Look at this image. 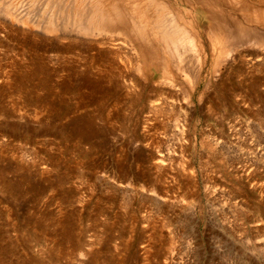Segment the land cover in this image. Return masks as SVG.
I'll return each mask as SVG.
<instances>
[{"label":"rangeland","instance_id":"1","mask_svg":"<svg viewBox=\"0 0 264 264\" xmlns=\"http://www.w3.org/2000/svg\"><path fill=\"white\" fill-rule=\"evenodd\" d=\"M72 1L0 0V264H264V0L216 5L225 24L123 0L154 58L114 17L86 28L112 0Z\"/></svg>","mask_w":264,"mask_h":264},{"label":"bare ground","instance_id":"2","mask_svg":"<svg viewBox=\"0 0 264 264\" xmlns=\"http://www.w3.org/2000/svg\"><path fill=\"white\" fill-rule=\"evenodd\" d=\"M48 1H51V0H48ZM70 1V0H69ZM90 1V0H89ZM88 1V2H89ZM92 2L91 3H93V6L94 5H98V6H100V7H103V6H105V5H108V3H110L111 5L110 6H112V9H109V10H111L109 13H107V11L106 12H101L100 10H96V9H94L93 10V12L91 13L90 11V13H88V14H86V16L84 17L85 19H82L83 20V22L85 21L86 22V24H85V26H86V28H88V26L90 27H94V24H95V27L96 26H98V27H100L99 28V30L102 28H104L105 29V25H107V23L110 21L109 19H111V22H112V18L111 17H114V21L116 20V21H118L119 22V25H123V26H129V30H131V32H133V34H134V37H135V39L138 41V42H141V39H144L146 42H148V45H146V46H144L143 48H141V50L147 55V56H151V55H153V58H154V55L155 56H157L158 54H157V51L159 50L158 49V47L153 43V41H152V39L149 37V35L147 34V31H146V29L145 28H147L148 30H150L148 27H145L146 25H144L143 24V26H142V23L140 24L139 22L142 20V18L140 19L139 18V16H140V14H135L134 15V13H136V8H134L133 7V9L135 10V12L134 13H132L131 15H130V13H127V12H125V9L124 8H118L119 7V5H120V2H123V0L122 1H120V0H112V1H110L109 2V0H91ZM106 1H107V3H106ZM131 1V0H130ZM129 1V2H130ZM196 1V0H195ZM230 1V2H229ZM231 1L233 2L234 0H197V2L198 3H200L201 5H202V7H197V8H193L194 9V11H195V14L198 16V17H200V16H203L204 17V19H206V21L209 23V24H212V22H214L213 20H215V21H219L220 22V24H225L224 22V20L226 19V18H224V16L220 13V11L217 13V9H218V7L216 6V5H219V4H224V3H227V4H229V3H231ZM237 1V0H236ZM243 1V0H242ZM240 2L239 0H238V2L237 3H242V5L243 4H246V3H244V2ZM84 1L83 0H73L71 3L74 5V4H77L79 7H85V5H84V3H83ZM87 2V1H86ZM85 2V3H86ZM126 2V1H125ZM129 2L128 3H126V4H129ZM158 0H145V2L144 3H146V4H144V7H145V9H144V12L145 11H149V12H153L154 10H155V8H153V7H156L157 8V6L159 7V6H161L162 4V2L160 3L159 2V4L160 5H158ZM90 3V2H89ZM236 3V2H235ZM236 3V4H237ZM132 3L130 2V4L129 5H131ZM135 4V3H134ZM163 4H164V2H163ZM206 4V5H205ZM235 4V5H236ZM249 4V3H248ZM67 5V4H66ZM70 5V4H69ZM87 5V4H86ZM125 5V4H124ZM133 5V4H132ZM135 5H137V4H135ZM155 5V6H154ZM238 5H241V4H238ZM53 6H55L56 7V5H53ZM95 6V7H96ZM98 6H97V8H98ZM109 6V7H110ZM114 6V7H113ZM118 6V7H117ZM167 6V4L165 5V7ZM55 7H53V8H55ZM66 7V6H65ZM69 7V6H68ZM68 7H66V9L68 10ZM107 7V6H106ZM121 7V6H120ZM164 7V5L162 6V8H158L159 10H157L156 9V11L157 12H155V13H158V15L157 14H155V15H151L152 17H154L153 19L154 20H157V19H161V20H163V18H165V16H167L168 15V13L165 15V13H166V11H165V8ZM169 7V6H168ZM167 7V8H168ZM217 7V8H216ZM238 7V6H237ZM242 7V6H241ZM245 7V6H244ZM247 8H248V6H246ZM257 7V6H256ZM256 7H254L255 9H253L252 10V12L254 11V10H256ZM70 8V7H69ZM233 8H235V7H233ZM259 8V7H258ZM257 8V9H258ZM65 9V10H66ZM231 9V8H230ZM10 10V9H9ZM12 10V9H11ZM102 10V9H101ZM151 10V11H150ZM222 10V9H221ZM236 10V9H235ZM248 10H249V8H248ZM70 11V10H69ZM69 11H68V13H69ZM102 11H104V10H102ZM238 11V10H237ZM241 12H242V8H241V10H240ZM258 11H261V8H260V10H258ZM11 12V11H10ZM67 12V11H66ZM71 12V11H70ZM75 10H73V14H74V16H73V14H72V17L75 19L76 17H78V16H80V15H77V14H75V13H77V12H75ZM80 12V11H79ZM146 12V13H147ZM149 12H148V14H149ZM239 12V11H238ZM243 12H244V10H243ZM249 12H251V11H249ZM264 11H261V13L262 14H264L263 13ZM67 13V14H68ZM146 13H145V15H141V17H144V16H146ZM228 13V12H227ZM254 13H255V11H254ZM254 13H252V14H254ZM257 14H258V12H256ZM255 13V14H256ZM259 14L258 16H262V17H264L262 14ZM71 14V13H70ZM70 14H68L69 16H70ZM79 14V13H78ZM90 14V15H89ZM147 14V15H148ZM244 14H248V15H246V16H248L247 17V20L248 19H250V14L249 13H247V12H245V13H243V15ZM256 14V15H257ZM83 15V14H82ZM138 15V17L137 18H135L136 16ZM150 15V14H149ZM148 15V16H149ZM241 15V14H240ZM255 15V16H256ZM109 16V17H108ZM132 16H135V17H133V18H131ZM171 16H172V13H171ZM242 16V15H241ZM254 16V15H253ZM252 16V20L254 19V18H256V17H253ZM16 17H18V16H16ZM71 17V18H72ZM173 17H174V13H173ZM173 17H171L172 18V22H167V23H170L171 24V27H168V25L170 26V24H167V27H166V24L164 25V27H166V28H163V29H165L164 31H161L160 33H158V36H160V40L161 41H159V42H161L162 44H163V47L166 49V50H168L169 51V53H171L172 55H170V59H167V60H174L175 58L177 59L175 62H177L178 63V65L177 66H179V69H178V73L181 71V72H184V73H188L189 74V76H190V74L192 73V72H194L195 70H193L194 69V67L190 64V63H185L184 65H181L182 63H184L186 60H183L182 58H181V50H183V49H181L182 48V46H183V44L184 43H186V42H191V41H189L190 39H189V36H191V34L188 36V33H189V31H188V33H187V31H186V29H185V27H183L182 28V26H180L179 25V20L178 19H176V18H173ZM140 20H139V19ZM145 18V17H144ZM148 18V17H147ZM146 18V19H147ZM243 18H245L246 19V17L244 16ZM258 18V17H257ZM15 19V18H14ZM19 19V18H18ZM24 19V18H23ZM22 19V20H23ZM78 19V18H77ZM76 19V20H77ZM81 19V18H80ZM79 19V20H80ZM139 20V24H138V26L136 25V21H138ZM260 19H261V17H260ZM109 20V21H108ZM130 20H132V21H130ZM150 20V21H149ZM243 20V19H242ZM252 20H249V22L250 21H252ZM254 20H257V19H254ZM19 21V20H18ZM24 21H26L25 19H24ZM24 21H21V22H24ZM113 21V22H114ZM143 21V20H142ZM148 21L149 22H152L151 21V18L150 19H148ZM228 21V20H227ZM227 21H226V23H227ZM230 21V20H229ZM232 21V20H231ZM246 21V20H245ZM50 22H52V21H50ZM76 22H78V20L76 21ZM112 22V23H113ZM144 22H146V21H144ZM157 22H159V24H161L160 23V21H157ZM162 22V21H161ZM174 22V23H173ZM33 23V22H32ZM79 23V22H78ZM110 23V22H109ZM109 23H108V25H107V28H108V26H109ZM148 23V22H147ZM164 23V22H163ZM54 24V23H53ZM92 24H93V26H92ZM114 24H116V22H114L113 23V25ZM146 24V23H145ZM154 23H152V25H153ZM155 24H157V23H155ZM52 25V24H51ZM55 25V24H54ZM53 25V26H54ZM78 25H80V23L78 24ZM77 25V26H78ZM82 25H83V23H82ZM112 25V24H111ZM158 25V24H157ZM49 26H50V24H49ZM56 26V25H55ZM54 26V27H55ZM154 26V25H153ZM161 27L163 26V24H161L160 25ZM159 26V27H160ZM238 26V25H237ZM52 27V26H51ZM81 27V26H80ZM144 27V28H143ZM152 27V26H151ZM97 28V27H96ZM128 28V27H127ZM154 28H156V27H154ZM80 29V28H79ZM84 29H85V27H84ZM91 29H95V28H91ZM162 29V30H163ZM185 29V30H184ZM83 30V29H82ZM157 30V29H156ZM160 30V29H159ZM79 31V30H78ZM94 31V30H93ZM104 31V30H103ZM151 32H152V30H150ZM82 31H80V33H81ZM86 32H89V34L90 33H92V31L90 32V29H88V31H87V29H86ZM86 32L84 31L83 33L84 34H86ZM95 32V31H94ZM102 32V31H101ZM100 32V33H101ZM158 32V31H157ZM247 32V31H246ZM128 33V32H127ZM126 33V34H127ZM135 33H136V35H135ZM245 33V32H244ZM88 34V35H89ZM150 34H152V33H150ZM92 35H93V33H92ZM129 35V34H128ZM208 35V34H207ZM156 37V36H155ZM211 37H212V35H211ZM157 38V37H156ZM131 39V38H130ZM157 40V39H156ZM189 44V43H188ZM187 44V45H188ZM141 46H142V44H140ZM191 45H193V44H191ZM261 46V45H260ZM184 48V47H183ZM192 50V49H191ZM161 51V50H160ZM184 51V50H183ZM193 51V50H192ZM162 52V51H161ZM180 52V54H178ZM186 52H188V51H186ZM159 53V52H158ZM167 53V52H166ZM183 53V52H182ZM165 54V53H164ZM176 55H177V57H176ZM193 55V54H192ZM162 56H163V54H162ZM183 56V55H182ZM151 59V58H150ZM192 59V58H191ZM152 60V59H151ZM158 60H160V61H155V63H153L154 65H155V68H156V70H161L162 71V68H165L167 65H169V64H167V61H166V59L164 58V57H160V59H158ZM172 62V61H171ZM172 65V64H171ZM175 65V64H174ZM149 68H150V66H149ZM158 68V69H157ZM167 68V67H166ZM165 68V69H166ZM169 69V68H168ZM150 71V70H149ZM174 71V70H173ZM162 72H164V71H162ZM166 73V72H165ZM164 73V74H165ZM180 74V73H179ZM193 75V74H192ZM196 77V76H195ZM185 78V77H184ZM184 78H183V80H184ZM187 78V77H186ZM191 78H193V77H191ZM168 80V79H167ZM180 80V79H179ZM197 80V79H196ZM166 81V80H165ZM164 81V82H165ZM190 81H192V79H190L189 80V82L188 83H191ZM194 81V80H193ZM192 81V82H193ZM169 82V81H168ZM173 82H175V81H173ZM195 82V81H194ZM162 83V82H161ZM173 84V83H172ZM171 84V85H172ZM156 85V84H155ZM167 85V84H166ZM175 85V84H174ZM183 85V84H182ZM189 85V84H188ZM192 85V84H191ZM184 86V85H183ZM191 87V86H190ZM194 87V86H193ZM169 88V87H168ZM173 88L175 89V86H173ZM178 88V87H177ZM179 89V88H178ZM151 90V89H150ZM167 90V89H166ZM176 90V89H175ZM152 91V90H151ZM184 91V90H183ZM154 93V92H153ZM184 93V92H183ZM152 94V93H151ZM162 94V93H161ZM170 94V93H169ZM175 95V94H174ZM167 98H169V97H167ZM166 98V99H167ZM174 98V97H173ZM177 98V97H176ZM179 98V97H178ZM262 99V98H261ZM172 100V99H171ZM170 100V101H171ZM187 100V99H186ZM190 100V99H189ZM153 102V101H152ZM161 102V101H160ZM164 102H166V101H164ZM163 102V103H164ZM179 102V101H178ZM177 102V103H178ZM192 102V101H191ZM151 103V102H150ZM149 103V104H150ZM167 103V102H166ZM152 104V103H151ZM157 104V103H156ZM160 104V103H159ZM167 105V104H166ZM150 106V105H149ZM160 106H161V104H160ZM170 106V105H169ZM162 108V107H161ZM156 109H159V108H156ZM159 110H161V109H159ZM158 110V111H159ZM165 109L163 108V111H164ZM163 111L161 110L160 112H162L163 113ZM171 111V110H170ZM160 112H158V113H160ZM153 113V112H152ZM155 114H156V112H154ZM162 113H161V115H162ZM164 113H165V111H164ZM149 114V113H148ZM157 115V114H156ZM165 115V114H164ZM158 116H160L159 114H158ZM149 117V116H148ZM157 118V117H156ZM156 120V119H155ZM160 123V122H159ZM165 126V125H164ZM158 128V127H157ZM164 128V127H163ZM149 158V157H148Z\"/></svg>","mask_w":264,"mask_h":264}]
</instances>
